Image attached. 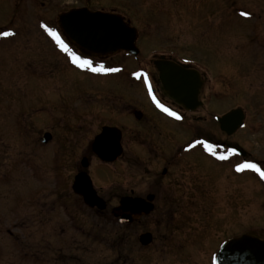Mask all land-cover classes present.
Returning a JSON list of instances; mask_svg holds the SVG:
<instances>
[{"label": "rangeland", "instance_id": "374dc122", "mask_svg": "<svg viewBox=\"0 0 264 264\" xmlns=\"http://www.w3.org/2000/svg\"><path fill=\"white\" fill-rule=\"evenodd\" d=\"M75 6L114 10L129 20L138 31L141 67L151 70V59L164 55L192 63L200 71L204 85L202 109L195 113L202 117L198 127L186 131L183 123L167 120L172 135L163 139L155 134L164 143L161 156L176 158L170 169L188 173L190 179L179 178V186L162 189L158 195L162 206L142 218L140 224L130 225L127 236L117 237L115 231L120 225L112 220L109 210L97 213L71 189L72 152L79 163L87 143L72 146L64 139L70 135L69 126L86 122L88 109L96 114L92 115L93 134L103 124L130 125L127 110L122 117L116 99L124 101L125 109L128 103H139L144 94L141 83L136 86L118 79L123 72L107 78L77 68L69 70L63 63L54 66L58 59L55 52L48 50L44 40L37 41L43 58L38 100L43 103L37 109L38 116L30 120L33 111L28 113V121L42 131H53L54 139L38 146L23 145V116L16 107L22 102L28 104L30 97L21 101L14 94L26 90L28 83L6 81L2 56L5 48L10 51L13 46L5 47L0 40V85L5 79L10 86L13 107L4 110L0 98V264H209V252L224 238L242 233L264 238V182L253 170L237 171L235 167L244 161L264 162V0H25L14 22L22 35L11 42L21 49L28 41L34 43L31 28L38 26L39 17L56 24L58 13ZM8 9L7 0L0 3V27L9 21ZM34 49L28 46L25 52ZM112 59L122 62L125 72L133 69L132 62L119 55ZM69 75L72 81L66 78ZM234 108L242 109L244 125L227 135L214 118ZM143 116L150 118L146 112ZM144 119L139 122L141 127L151 124ZM198 136L213 145L217 155H228L225 143L246 155L228 150L231 160L213 164L211 158L216 155L204 144L195 143L181 151ZM128 148L133 153L135 144L128 141ZM198 160L203 172L196 169ZM131 164V158H123L103 168L94 159L88 172L110 205H115L121 195L129 196L130 190L132 196L144 198L148 187L138 182ZM192 176L200 182L198 192L194 191L198 183L192 182ZM185 202L191 205L183 208ZM164 220L173 221L177 231H172V236ZM144 230L156 236L152 246L145 248L137 240ZM163 235L167 239H160Z\"/></svg>", "mask_w": 264, "mask_h": 264}, {"label": "flooded vegetation", "instance_id": "af4514ba", "mask_svg": "<svg viewBox=\"0 0 264 264\" xmlns=\"http://www.w3.org/2000/svg\"><path fill=\"white\" fill-rule=\"evenodd\" d=\"M5 0H0V3L3 2L4 4ZM25 0H7L8 6H9V21L7 22V24H5L4 26L0 27V33L2 32H10L11 35L9 36H0V40H2L1 44L5 47H8V45L13 46L12 49L7 50V48H5V55H3V60H4V71L8 74V78L6 81L10 82V80H23L24 82L28 83V85L25 86L26 90H20L18 91V93L14 94V97L21 99V101L25 100L26 98L30 97V102L28 104H26L25 102H22V106H18L16 107V109L18 110L17 112L19 114H22L23 116V122L20 123V127L22 129V138H23V145L24 144H30L33 143L34 145H41V143L46 144L49 141H52L54 139V132H48V131H42L40 127H38L36 125V123H31L28 120L32 119L33 117L38 116V108L39 106L43 103L42 100H38V96H40V93L38 92L40 90V88L42 89V81H43V75H42V68H43V58L41 54V49L39 47V44L37 43V41L41 40L46 43V46L48 47V50L51 49L53 52H55L56 58H58L54 63V66L57 64H61L63 63L64 65H66L67 68H69V70H75L76 68L78 70H86L88 71L87 73L90 74H99V75H95V76H102V77H110V76H114V75H118L119 72H123V74L121 76L118 77V79L126 80L127 83L132 85H136L139 86V84L141 83L144 91H143V98L142 101L139 100L137 104H132V103H128L127 104V108L125 109L123 107L124 105V101L121 100L118 101V99H116V103L115 105H119L117 102L120 103L121 108L120 110H127L125 115L127 118H129L131 120V124H133V126L131 127V124L126 126L124 123L122 124H115V123H108V124H103L101 125L96 131V133H92L91 129H92V119L93 116L95 117L96 114L92 113L89 109L87 112V118H86V122L84 124H72V128L69 126L67 129V131H70V135L67 136V139H64V142L67 144H70L72 146H76L77 144H81L83 142H86V152L84 155H81L79 158V163H77L78 158H76L75 153L72 152V158H71V162H70V166L74 168L73 170V174H72V183H71V189H72V184L74 181L75 176L80 173V172H86L87 175L89 176V178L92 181V186L96 191V194L102 198L105 202V208L102 210L97 209L96 207H93V209H95V211L99 214H105L107 210H109V214L112 217V220H114L116 223H118L120 225V228L118 227V229L115 231V233L117 234V237H119L120 239H122L127 233L126 229L128 227H130V225L135 224L138 225L142 222V218H144L145 216H148L149 214L154 213L156 210V208L159 205V198L158 195L161 193L162 189H168V188H175L176 186H179V182L178 179L179 178H183L182 180H189L190 176L188 173H182V172H174L170 169L169 166H172L176 163V158H169L168 157H164L161 156L162 152H163V148L161 144H164L161 139H158L155 134H160V137H163V139L168 138L169 136L172 135V131L173 128L170 127V124L167 122V120L173 121L175 123H179L182 124L184 128L187 130H192L193 128H197L198 127V123L199 121L202 120V117L200 115H195V113L197 111H199L200 109H202V105H200L199 107H197L194 111H189L186 110L185 108H183L182 106L178 105L177 103H175L170 97H168L167 95H165L161 89V85H160V80H159V76H158V71L154 66V61L155 60H164V61H170L172 63H175L177 65H180L181 67L187 68V69H195L196 71L199 72L200 71L192 65V63H188L186 61H181L175 57H167L164 55H158L154 58L151 59V70L149 68L146 67V69L144 67H141L138 64V53H139V48H138V52L136 54H131L130 52L127 51H123V50H119V51H115V52H111V53H92L89 51H86L82 48H80L79 46H77L75 43L72 42V37L70 35H68L67 33H65L64 29L62 28V26L60 25L59 22V16L63 13H66L68 11H70L72 8H77L79 6H75V7H71L69 9H67L66 11H63L61 13L57 14V18L54 24V22L51 20H49L48 18H43V17H39V23L38 26L35 28H31L34 31V40L35 42H29L27 44L22 45V49L20 48L19 45L12 43L11 41H13L17 36H19L20 34L22 35V31L21 28H19V26L14 25L16 16L19 13L20 10V5L24 3ZM92 10V9H91ZM94 11H103V12H107V13H113V14H117L119 16H121L129 25V20H126L122 15H120L118 12L114 11V10H108V11H104V9H95ZM6 15V16H8ZM45 24L47 25L49 28H53L56 30V32L59 33L60 38L63 40V42L68 46V48L70 49V52H65L64 50H62V48L56 43V40L49 35V33L45 30L44 27H42L41 25ZM30 30V29H29ZM25 35V34H24ZM138 37V35H137ZM4 41V42H3ZM137 41V39H136ZM136 45V42H135ZM19 46V47H18ZM31 46L34 47L35 49L34 51H27V53L25 52V48ZM17 47V48H15ZM40 53V54H39ZM71 53H75L77 56H79L81 59H88L90 61H92V66L96 67L98 65H103L104 68L107 69H114L113 71H101V72H93L91 69L89 68H81V67H77V64H74L72 62V58H71ZM120 56L123 59H126V61L128 62H132L133 64V69H131L130 72L128 71H124V65L122 62H113L112 58L115 56ZM16 58V59H14ZM47 65H51V61L47 60ZM52 66V65H51ZM76 69V70H77ZM68 70V71H69ZM147 70V71H146ZM127 73V74H125ZM66 77V76H65ZM203 76L200 74V78H202ZM66 78H68V80L72 79V76L69 75ZM203 79V78H202ZM5 81L4 79V87L0 85V98H2V101L4 102V110L7 109L10 111L11 108V102H10V97H11V88L8 85V83ZM72 81V80H71ZM51 83V82H50ZM204 85V80H203V84L202 87ZM201 87V89H202ZM14 89V87H13ZM201 89H200V93H199V100L201 101ZM155 98V99H154ZM15 101V100H14ZM157 101H159V104L163 105L164 107L170 109L172 112H175L177 115L173 116V115H169L167 112H165L161 107L158 106ZM16 102L19 103L18 100H16ZM34 102V103H32ZM75 107V108H74ZM72 107V111H74L76 109V106ZM33 111V112H31ZM30 112L32 113V115L30 114ZM145 112L147 114H149L150 118L144 119V114ZM28 113L29 115V119H28ZM93 115V116H92ZM33 116V117H32ZM121 116L124 117V112L121 113ZM178 117V118H177ZM132 119L134 121H132ZM144 119L143 122H147V123H151L147 126H140L139 122H141ZM135 122H138V124H135ZM218 124V123H217ZM84 127V128H83ZM103 127H115L120 131V147H121V153L120 155H118V157H116L115 160L111 161V162H104L102 160H100L97 156V154L94 152L93 150V142L94 139L96 137V135H98ZM125 127L129 128V129H125ZM131 127V128H130ZM219 127V124H218ZM156 130V131H155ZM90 133V134H88ZM45 134H49V138L46 141H43V138L45 136ZM226 134V133H225ZM85 135V136H84ZM202 136H198L194 139H192V141L190 143L185 144L184 146L181 147V151H185L187 148L190 149L189 145H196L195 141L198 140H203ZM128 141L131 143L135 144V148L132 149L133 153H130L131 150L128 148ZM160 148V149H159ZM225 148H226V152H227V156L226 159H219L218 156L216 155L214 156L215 158H211L212 163L215 164L220 162V161H225L226 160H231V154L230 152H228V150L234 149L235 147H233L231 144L229 143H225ZM159 149V151H157ZM160 154V155H159ZM176 157V156H175ZM243 157V156H242ZM9 158V157H8ZM31 158V157H30ZM123 158H131L132 159V164L131 167L133 168V172L135 173V176L139 177L138 182L142 185H147L148 188H146V191L144 192V199L147 198L149 195L152 196V199L150 200V203H152V209L147 213V214H141L139 215L136 219H134L133 221H120L119 217H115L112 215V209L117 206L119 204V201L122 197H126L128 195H121L120 197L117 198L116 204L115 205H110L109 204V200L104 199L100 194L99 191L97 190L98 188H96V181L95 179L92 178L91 174L88 172L91 168V165H93L94 159L98 160L99 162H101L103 168H105L106 165L108 164H113L116 162H122ZM58 159V158H56ZM82 159H86V165L87 166H83L82 163ZM159 160L160 163H165L164 166L156 164L157 161ZM203 158H200L199 160H201ZM197 161L196 163L198 164L196 167V169L200 170V172L203 169V165L201 163H199L200 161ZM128 161L130 162V160L128 159ZM253 162V161H251ZM156 164V165H152V164ZM254 163H257L258 165H260L261 169L264 170V162L259 161V160H255ZM100 164V163H99ZM56 165L58 166V161L56 163ZM67 165V163H65V166ZM130 165V164H129ZM193 165H195V163L192 164V167L190 166V169L193 168ZM142 168H145L142 169ZM204 170V169H203ZM91 171V170H90ZM255 172V171H252ZM72 173V172H71ZM140 174L142 176H140ZM192 182H196L198 183V188L196 190H194L195 192H198V190L200 189L199 185L200 182L194 177L192 176ZM181 182V180H180ZM262 182H264V179H262ZM138 184V183H137ZM214 184V183H213ZM95 185V186H94ZM160 190V191H159ZM72 192L82 201V203L86 206V204L83 201L82 196L76 194L73 189ZM160 192V193H159ZM133 193V190H130V197H138V196H132L131 194ZM138 198H142V197H138ZM191 199V198H190ZM197 200V198H196ZM189 202H185L184 206L182 203L178 204V208L181 209L182 206L184 207H188L191 204H188ZM191 203L192 202L191 200ZM164 205L167 203H163ZM169 205H173L172 204V200H169L168 202ZM110 205V206H109ZM109 206V207H108ZM162 206V205H159ZM110 222V220L108 221ZM165 222V226H167V230L169 231L170 235L172 236V231L177 229L174 227V225L172 224L173 221L169 220H164ZM143 234H149V241L146 244H141L140 243V238L141 235ZM243 234L246 235H251V236H255L260 240H264V238L259 237L257 235H253V234H249V233H242L238 236H241ZM237 236H230L227 238H224L223 240H221L219 242V244L214 248L211 249V251L209 252V264H216V255L218 253V250L220 249V246L222 245V243H224L225 241L234 238ZM166 236H161L160 239L165 240ZM156 236H154V234L151 232V230H144L142 232H140L138 234L137 240L138 243L140 244L141 247L145 248L148 246H152L153 242L155 241ZM167 239V238H166ZM61 262V261H60ZM61 264H65V262H61Z\"/></svg>", "mask_w": 264, "mask_h": 264}, {"label": "water", "instance_id": "95a60500", "mask_svg": "<svg viewBox=\"0 0 264 264\" xmlns=\"http://www.w3.org/2000/svg\"><path fill=\"white\" fill-rule=\"evenodd\" d=\"M59 22L65 33L72 37V42L80 48L92 53H111L119 50L136 54L135 45L137 30L124 19L113 13L90 11L85 7L74 8L59 16ZM154 66L158 71L163 93L186 110L194 111L202 105L199 100L203 79L195 69H187L170 61L155 60ZM216 120L220 130L227 135L242 127L244 113L240 108H234ZM45 134L43 141L49 138ZM93 150L99 159L111 162L121 153L120 131L115 127H103L96 135ZM241 155L245 152L237 148ZM83 166L86 159H82ZM73 191L82 196L84 203L99 210L105 208V202L92 186V181L86 172L78 173L72 184ZM138 197H122L119 204L112 209V215L120 221H133L141 214H147L152 209L150 200ZM149 241V234H143L141 244ZM216 264H264V240L255 236L243 234L225 241L216 255Z\"/></svg>", "mask_w": 264, "mask_h": 264}, {"label": "snow or ice", "instance_id": "6c2138e0", "mask_svg": "<svg viewBox=\"0 0 264 264\" xmlns=\"http://www.w3.org/2000/svg\"><path fill=\"white\" fill-rule=\"evenodd\" d=\"M243 15H248L247 12L242 13ZM42 27L45 28V30L49 33L50 36H52L55 40L56 43L62 48V50H64L65 52H70V49L68 48V46L63 42V40L60 38V35L58 32H56L55 29L53 28H49L47 25L42 24ZM11 35L10 32H2L0 33V36H9ZM71 58H72V62L74 64H77L79 67L81 68H89L91 69L93 72H101V71H113L114 69H107L104 68L103 65H98L96 67L92 66V61L88 60V59H81L79 56H77L75 53H71ZM155 99V98H154ZM157 104L159 107H161L165 112H167L169 115H173L176 116L177 114L175 112H172L170 109L164 107L163 105L159 104V101H157ZM178 118V117H177ZM195 143L198 144H204V146L210 151L212 152L213 155H217V153L215 151H213V145L208 144L207 141L204 140H198L195 141ZM189 147H192V145H189ZM230 152H235V149L230 150ZM219 159H226V156L223 154H220L218 156ZM236 170L237 171H243L244 169H251L253 171H255L256 173H258L260 175V177L262 179H264V170L261 169L260 165H258L257 163L251 162V161H244L240 164H237L236 166Z\"/></svg>", "mask_w": 264, "mask_h": 264}]
</instances>
